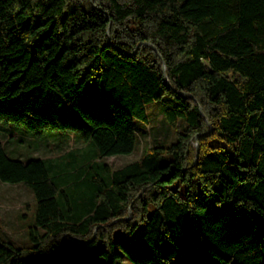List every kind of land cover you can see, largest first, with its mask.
Here are the masks:
<instances>
[{"label":"trees","instance_id":"16d2710c","mask_svg":"<svg viewBox=\"0 0 264 264\" xmlns=\"http://www.w3.org/2000/svg\"><path fill=\"white\" fill-rule=\"evenodd\" d=\"M153 102L174 142L73 183L0 140V180L36 200L0 264H264V0H0V125L103 158L135 149Z\"/></svg>","mask_w":264,"mask_h":264},{"label":"rangeland","instance_id":"374dc122","mask_svg":"<svg viewBox=\"0 0 264 264\" xmlns=\"http://www.w3.org/2000/svg\"><path fill=\"white\" fill-rule=\"evenodd\" d=\"M163 102L148 105L150 123L135 120L138 132V143L129 154H118L99 158L97 150L91 142L82 140L77 133L50 130L44 136H34L25 129L14 125H0V140L6 153L12 158L28 160L42 158L48 166L57 164L52 177L63 182L64 174H70L71 181L85 178L90 167L101 161L110 165L111 169L121 168L139 160L154 145L172 143L175 132L169 127L163 116ZM57 174V176H55ZM67 179V178H66ZM65 183V182H64ZM71 185L77 192L84 190L82 183ZM36 200L30 188L23 183H8L0 180V234L17 246L30 245L29 228L36 224ZM120 234V233H119ZM96 260L91 264H99Z\"/></svg>","mask_w":264,"mask_h":264},{"label":"water","instance_id":"95a60500","mask_svg":"<svg viewBox=\"0 0 264 264\" xmlns=\"http://www.w3.org/2000/svg\"><path fill=\"white\" fill-rule=\"evenodd\" d=\"M163 69H164V71H165L166 67L164 66V68H163Z\"/></svg>","mask_w":264,"mask_h":264}]
</instances>
